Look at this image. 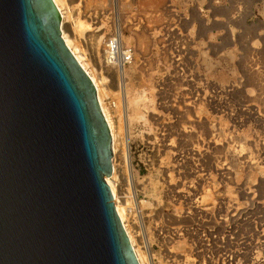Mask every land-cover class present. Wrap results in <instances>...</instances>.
Returning <instances> with one entry per match:
<instances>
[{"label":"rangeland","instance_id":"374dc122","mask_svg":"<svg viewBox=\"0 0 264 264\" xmlns=\"http://www.w3.org/2000/svg\"><path fill=\"white\" fill-rule=\"evenodd\" d=\"M59 4L141 264H264V0ZM115 29L128 62L109 58Z\"/></svg>","mask_w":264,"mask_h":264},{"label":"water","instance_id":"95a60500","mask_svg":"<svg viewBox=\"0 0 264 264\" xmlns=\"http://www.w3.org/2000/svg\"><path fill=\"white\" fill-rule=\"evenodd\" d=\"M111 134L53 0H0V264H140Z\"/></svg>","mask_w":264,"mask_h":264},{"label":"bare ground","instance_id":"6f19581e","mask_svg":"<svg viewBox=\"0 0 264 264\" xmlns=\"http://www.w3.org/2000/svg\"><path fill=\"white\" fill-rule=\"evenodd\" d=\"M53 1H54V3L56 4V6L58 5L57 8L59 7V8H58V10H59V9H60L59 0H53ZM59 12H60V10H59ZM60 15H61V35H62V38L64 39L66 45H67V46L69 47V49L72 51V53L74 54L75 58L78 60V62L80 63V65L85 69V71H86V72L88 73V75L90 76V78H91V80H92V82H93V84H94V86H95V88H96L97 100H98V103H99L100 109H101V111H102V113H103V115H104V117H105V120H106V122H107V124H108V127H109V130H110V134H111V149H112V156H111L112 171H111L110 176H109V178H108V179H110V177H111V175L113 174L114 169H115V168H114V165H113V157H114V142H113V139H114V133H113V129H112V126H111V123H110V119H109V117H108L107 109L105 108V106H104V104H103V102H102V99H101V96H100L99 85H98L97 80H96V79L90 74V72L86 69L85 63L83 62L81 55H80V54L77 52V50L71 45L70 40L68 39L66 33L63 32V23H62V14H61V12H60ZM124 97H125V96H124ZM124 105H125V104H124ZM125 106H128V102H127V100H126V105H125ZM105 180H106V182L108 183V185L110 184L109 187H110V190H111V193H112V196H113V202H114L115 209H116L117 214H118V216H119V218H120V220H121V223H122V225H123V227H124V229H125V231H126V233H127V235H128L129 241H130V243H131V245H132V247H133V250H134V252H135V254H136V256H137V259H138L139 263L141 264V261L139 260V259H140V256H139V254H138L136 248H135L134 245H133L132 235H130V233H129V231H128V228H127V225H126V223H125V219H124V207H123L120 203H118V202H120V200H119V198H118V196H117V194H116V191H115V189H114V186L110 183L109 180H107V177H105Z\"/></svg>","mask_w":264,"mask_h":264},{"label":"built area","instance_id":"2783aa9c","mask_svg":"<svg viewBox=\"0 0 264 264\" xmlns=\"http://www.w3.org/2000/svg\"><path fill=\"white\" fill-rule=\"evenodd\" d=\"M118 30L109 34L106 38L105 46L109 52V58L113 61L128 62L131 59V47L124 46L121 48L118 42Z\"/></svg>","mask_w":264,"mask_h":264}]
</instances>
